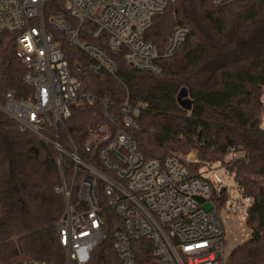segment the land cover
Segmentation results:
<instances>
[{
	"label": "trees",
	"instance_id": "obj_1",
	"mask_svg": "<svg viewBox=\"0 0 264 264\" xmlns=\"http://www.w3.org/2000/svg\"><path fill=\"white\" fill-rule=\"evenodd\" d=\"M46 5L45 15L53 12L50 6L59 10L63 3L49 0ZM177 24L187 25L189 32L172 55L158 59L161 71L155 74L134 68L120 51L107 47L117 64L115 74L93 71L90 56L56 34L83 94L71 101V114L60 133L69 135L78 151L97 165V151L88 139L101 124H107L112 135L122 130L133 138L145 159L193 150L200 160L224 162L232 153L227 169L253 201L245 219L250 234L231 249L225 264H264V0L221 5L173 0L153 16L143 37L162 52ZM81 37L96 42L89 34ZM14 38L11 32L1 38L0 94L11 89L24 98L31 86L24 81L26 69ZM181 89L185 105L177 100ZM125 100L135 123L124 120L120 105ZM114 156L117 153L110 154ZM62 169L70 179L73 170ZM59 179L52 148L0 111V264L26 259L63 264L56 231L64 207L56 189ZM101 214L105 236L87 264H120L111 237L119 218L107 207ZM132 246L140 264H154L148 239Z\"/></svg>",
	"mask_w": 264,
	"mask_h": 264
},
{
	"label": "built area",
	"instance_id": "obj_2",
	"mask_svg": "<svg viewBox=\"0 0 264 264\" xmlns=\"http://www.w3.org/2000/svg\"><path fill=\"white\" fill-rule=\"evenodd\" d=\"M48 1L0 0V42L4 32L15 35V47L26 69L24 81L31 86L24 98H18L11 89L1 93L0 111L54 152L60 177L56 189L64 203L56 222L63 264H87L91 260L105 236L106 219L101 214L105 207L119 218L111 237L120 264H140L132 242L142 238L152 243L154 264H225L230 252L225 249L227 238L219 209L226 207V216L235 224L237 218L245 223L253 201L234 176L230 183L220 173L223 170L233 175L227 169L234 159L232 153L224 162L200 160L193 150L145 159L133 138L122 130L112 135L109 126L101 124L88 139L97 151V165L78 151L69 135L60 133L71 114V101L80 100L83 94L56 34L88 54L93 71L106 69L115 74L117 64L104 49L107 47L120 51L134 68L159 73L158 59L176 51L189 27L175 25L162 52L143 34L153 16L173 0H57L63 3L62 8L56 10L52 5L49 10L53 12L45 15ZM208 1L221 5L231 0ZM84 22L89 26H83ZM84 33L96 42L83 39ZM120 109L125 122H136L127 100ZM108 118L114 120L110 114ZM111 153L117 156L110 158ZM63 165L73 170L68 180ZM205 202L209 208L203 206ZM13 264L45 262L26 259Z\"/></svg>",
	"mask_w": 264,
	"mask_h": 264
},
{
	"label": "rangeland",
	"instance_id": "obj_3",
	"mask_svg": "<svg viewBox=\"0 0 264 264\" xmlns=\"http://www.w3.org/2000/svg\"><path fill=\"white\" fill-rule=\"evenodd\" d=\"M190 151L192 152V150ZM182 153L183 152H179L176 154H182ZM220 173L225 178L226 181L230 183L233 182L232 174L225 173L223 170H221ZM219 216L222 219L226 238H227L225 249L226 252L228 253L235 245L243 242L245 239L248 238L250 234V230L245 225L244 221L240 220L239 218H237L238 224H235L231 219H229V217L226 216V207H221L219 209Z\"/></svg>",
	"mask_w": 264,
	"mask_h": 264
},
{
	"label": "water",
	"instance_id": "obj_4",
	"mask_svg": "<svg viewBox=\"0 0 264 264\" xmlns=\"http://www.w3.org/2000/svg\"><path fill=\"white\" fill-rule=\"evenodd\" d=\"M182 96H183V89H181V90L179 91V93L177 94V100H178V102H179L180 104L185 105V104L188 103V100H183V99H182ZM195 198H196L198 201H202V200H203V198L200 197V196H195ZM203 206H204L205 208H209V207H210V204H209V202H205V203L203 204Z\"/></svg>",
	"mask_w": 264,
	"mask_h": 264
}]
</instances>
